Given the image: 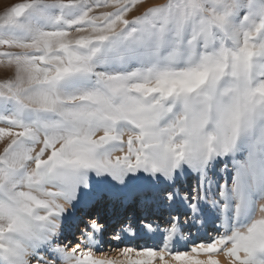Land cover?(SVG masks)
<instances>
[{
    "label": "rangeland",
    "instance_id": "rangeland-1",
    "mask_svg": "<svg viewBox=\"0 0 264 264\" xmlns=\"http://www.w3.org/2000/svg\"><path fill=\"white\" fill-rule=\"evenodd\" d=\"M225 122L229 153L184 172L199 138L217 152ZM248 141L260 152L238 150ZM163 146L177 164L173 183L137 188L126 204L104 196L45 245L76 248L84 264L125 249L161 252L164 238L146 239L154 219L162 236L180 227L183 244L168 252L191 254L204 238L215 244L225 213L228 245L255 240L261 258L244 263L264 264V0H0V263L49 225L56 187L76 197L78 176L107 163L152 171ZM248 164L263 183L235 197ZM121 227L136 237L119 243ZM53 259L47 252L37 264Z\"/></svg>",
    "mask_w": 264,
    "mask_h": 264
},
{
    "label": "bare ground",
    "instance_id": "bare-ground-1",
    "mask_svg": "<svg viewBox=\"0 0 264 264\" xmlns=\"http://www.w3.org/2000/svg\"><path fill=\"white\" fill-rule=\"evenodd\" d=\"M227 122L224 124V131L222 132V137L216 147V153L213 155L209 153L208 143L203 137L196 140L191 148L187 149L185 167L183 169L184 172H196L198 170L204 172V166L209 160L214 162L223 150L226 153H229L231 150V127ZM257 145L255 141L242 142L239 146L240 149L238 150H248L250 153H259L260 151L257 150ZM114 151H117V149ZM159 158V162L154 170L149 172L140 171L136 174L131 173L120 164L107 163V166H105L103 171L96 170L93 167L90 172L78 176L79 191L76 197L72 194L73 192L56 187L55 189H57L58 194L50 205L53 214L49 225L45 228L37 229L35 237L23 240V244L16 251L9 253L6 257V261H1L0 264H30L29 261L31 260H33V264H37V260L41 259V257L47 252L54 255L53 260H57L55 264H84L79 255L70 254L76 248H73L71 252L68 251L69 254L68 252L66 254L61 250H57V247L59 246H55L50 242L47 247L45 243L54 239L61 241L65 234L72 231L74 227L72 221L75 220L76 223L80 218L81 213H79V210H87L94 203L96 205L99 201L102 203V198L104 196L109 197L111 201L116 200L117 198H124L123 202L126 204V202L133 200V193L137 188H142L146 185L156 188L155 186L158 179H161L164 183H173L175 176L177 175V164L171 151L164 146L161 147L159 149ZM246 158L248 159V157ZM97 161L100 164L103 163L105 161V153L97 155ZM233 162L237 165L235 160ZM244 168L246 169L245 172L242 170H240V172L238 170V172L236 171V185L233 189L235 197H241L246 193L250 194L256 191L260 184L263 183L262 178L254 173V170H256L255 165L248 164V166H244ZM209 217L210 218L207 217L205 221L201 219V224L206 225L205 223H207V221L209 222L214 218V216ZM235 221V226L238 227L241 223L238 220ZM94 223H96V221ZM155 223L156 221L154 222L153 219V225L148 224L146 233L154 242L164 238L161 252H157L155 249H147L144 251L125 249L119 251L120 255L118 258H111L106 254H103L93 257V260L89 264H232L235 259L244 263V258H261L259 257V247L257 242L255 243V240H248L247 238L242 243L234 242L232 245H228V241L231 240L233 234L228 233L230 225L225 213L220 217V221L215 226L217 232H219H216L217 234L215 233L216 237L212 240L215 244H211L210 239L208 241L202 239L201 241L192 244L194 251L191 254H174L168 252V249L175 242L179 245L183 244L180 227L174 225L172 229L168 228L167 230L166 228V234L165 236H162V230ZM211 223L214 222L211 221ZM27 224L28 227L31 226L29 222H27ZM95 227L97 228V231L100 232L99 226ZM106 227L107 229H110V227H113V224ZM234 229L235 227L233 228V231ZM205 230L203 235L209 237L210 235ZM103 233L105 232H102V234ZM94 235V231L88 234V237L91 236V238L89 237L88 242H92ZM135 237L136 232L132 227L126 229L121 227L116 234V239L119 243L128 242ZM75 247H78V244H76ZM196 249H205V252L197 253L195 251ZM260 256H262L264 260L263 251Z\"/></svg>",
    "mask_w": 264,
    "mask_h": 264
}]
</instances>
